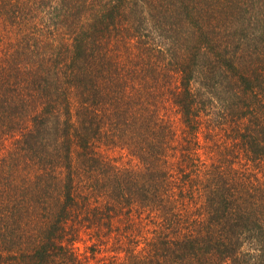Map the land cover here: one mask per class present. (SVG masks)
Returning <instances> with one entry per match:
<instances>
[{
	"label": "trees",
	"instance_id": "1",
	"mask_svg": "<svg viewBox=\"0 0 264 264\" xmlns=\"http://www.w3.org/2000/svg\"><path fill=\"white\" fill-rule=\"evenodd\" d=\"M0 264H264V0H0Z\"/></svg>",
	"mask_w": 264,
	"mask_h": 264
},
{
	"label": "rangeland",
	"instance_id": "2",
	"mask_svg": "<svg viewBox=\"0 0 264 264\" xmlns=\"http://www.w3.org/2000/svg\"><path fill=\"white\" fill-rule=\"evenodd\" d=\"M114 154H115V155H120V154H122V155L126 156V157H125V160H126V161L129 160V156H128V154H127V151H125V150H119V151H118V150H115ZM78 245L81 247L80 249H84V248H85L83 243H78Z\"/></svg>",
	"mask_w": 264,
	"mask_h": 264
}]
</instances>
